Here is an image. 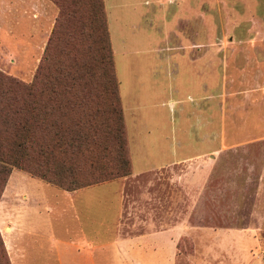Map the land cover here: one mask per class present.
I'll list each match as a JSON object with an SVG mask.
<instances>
[{
  "label": "rangeland",
  "instance_id": "rangeland-1",
  "mask_svg": "<svg viewBox=\"0 0 264 264\" xmlns=\"http://www.w3.org/2000/svg\"><path fill=\"white\" fill-rule=\"evenodd\" d=\"M149 6L151 27L158 28L150 30L165 34L164 57L178 91L168 94L162 71L154 76L158 86L150 76L154 54L130 55V63L137 61L132 69L125 55L115 57L124 107L162 98V85L167 97L165 107L126 112L133 168L153 162L159 146L165 164L124 180L127 223H119L118 237L165 229L171 252L164 264H264V0H153ZM57 11L51 0H0L2 73L32 79ZM144 149L149 156L141 159ZM116 187L99 185L90 194L104 200ZM146 218L155 222L131 223ZM141 246L118 249L114 263L146 264L141 255L129 257ZM8 262L0 244V264Z\"/></svg>",
  "mask_w": 264,
  "mask_h": 264
},
{
  "label": "trees",
  "instance_id": "trees-1",
  "mask_svg": "<svg viewBox=\"0 0 264 264\" xmlns=\"http://www.w3.org/2000/svg\"><path fill=\"white\" fill-rule=\"evenodd\" d=\"M51 1L32 79L0 71V194L11 168L64 190L131 172L103 1Z\"/></svg>",
  "mask_w": 264,
  "mask_h": 264
},
{
  "label": "crops",
  "instance_id": "crops-1",
  "mask_svg": "<svg viewBox=\"0 0 264 264\" xmlns=\"http://www.w3.org/2000/svg\"><path fill=\"white\" fill-rule=\"evenodd\" d=\"M105 12L109 42L112 52L113 67L117 80L124 130L130 162V174L122 179H111L74 190H64L22 171H10L0 194V237L10 264H36L30 262L37 256L45 263L40 264H108L117 260L118 249L123 250L130 245L142 244L139 251L135 249L129 257H138L146 264H164L167 254L171 252L166 242V230H153L141 238H119V223H127V199L125 194V179L159 170L165 164V156H160L161 146L154 142L155 159L146 161L139 169L132 165V151L128 142L126 112H133L142 106L132 105V100L124 104L121 99L120 84L116 69V56L126 57V66L136 68L137 61L130 63V55L154 54L157 65L150 73L158 86L160 71L166 75L168 94L172 97L178 91L177 84L168 71L165 48L163 45L164 32L152 35L151 21L147 17L149 4L153 0H102ZM155 31V32H156ZM153 38V40H150ZM159 61V64H158ZM162 62V65H161ZM136 63V64H135ZM165 73V74H164ZM181 86V85H180ZM180 88V87H179ZM161 91L162 98L153 97L147 106L165 107V86ZM182 92V86L180 88ZM135 94H138L135 91ZM131 96V95H130ZM132 97V96H131ZM172 104V102L170 101ZM156 112V111H155ZM135 113V112H134ZM131 120V119H130ZM135 116L133 117V123ZM138 121L143 123L141 117ZM140 126V124H139ZM150 142L149 147H151ZM139 152V149L136 153ZM149 152L146 149L140 153L145 159ZM138 155V154H137ZM139 156V155H138ZM117 182L115 189H108L112 195L101 196L90 194V190L99 185ZM106 191V190H105ZM103 200V201H102ZM146 218L140 222L154 223ZM158 223L160 221H157ZM152 246V248H150ZM48 254L45 258L43 255ZM138 254V255H137ZM49 257V258H48Z\"/></svg>",
  "mask_w": 264,
  "mask_h": 264
}]
</instances>
